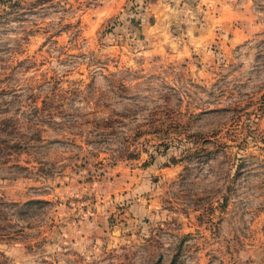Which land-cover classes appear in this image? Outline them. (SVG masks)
Returning <instances> with one entry per match:
<instances>
[{"label": "rangeland", "instance_id": "rangeland-1", "mask_svg": "<svg viewBox=\"0 0 264 264\" xmlns=\"http://www.w3.org/2000/svg\"><path fill=\"white\" fill-rule=\"evenodd\" d=\"M150 1L0 0V264H264V0Z\"/></svg>", "mask_w": 264, "mask_h": 264}, {"label": "crops", "instance_id": "crops-1", "mask_svg": "<svg viewBox=\"0 0 264 264\" xmlns=\"http://www.w3.org/2000/svg\"><path fill=\"white\" fill-rule=\"evenodd\" d=\"M228 1L230 0H151L147 10L151 30L164 31L169 37L174 32V25L184 23L182 33L188 34L189 38L196 32L212 33L216 30V25H222V28L228 25ZM202 12L204 16L199 15ZM182 13L184 16H178Z\"/></svg>", "mask_w": 264, "mask_h": 264}]
</instances>
